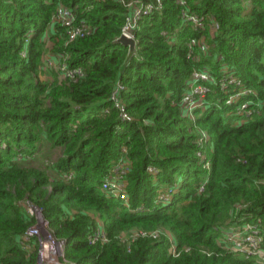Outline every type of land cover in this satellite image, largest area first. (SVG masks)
Returning a JSON list of instances; mask_svg holds the SVG:
<instances>
[{"label":"trees","instance_id":"16d2710c","mask_svg":"<svg viewBox=\"0 0 264 264\" xmlns=\"http://www.w3.org/2000/svg\"><path fill=\"white\" fill-rule=\"evenodd\" d=\"M160 1V10L139 19L137 55L123 64L127 46L115 39L126 9L117 1L0 0L1 264L36 259L19 243L34 221L25 199L41 208L75 264H257L222 250L217 240L220 228L235 222L237 205L238 217L264 225V0H187L205 19L201 30L180 17L177 0ZM59 5L73 9L91 32L66 43L55 17ZM213 21L219 26L211 33ZM192 37L208 49L196 47L187 57ZM47 39L58 51L48 49ZM49 50L83 75L54 74L45 66ZM45 68L52 78H42ZM193 68L208 69L215 82L191 121L177 102ZM229 73L255 93L226 104L236 88H220ZM117 82L130 120L111 100ZM244 101H252L247 117L236 114ZM199 129L208 133V169L197 156ZM120 160L128 163V206L101 188ZM165 192L171 197L158 201ZM98 222L109 240L91 244ZM132 228L168 231L180 254L170 253L164 234L121 241L120 233Z\"/></svg>","mask_w":264,"mask_h":264},{"label":"built area","instance_id":"2783aa9c","mask_svg":"<svg viewBox=\"0 0 264 264\" xmlns=\"http://www.w3.org/2000/svg\"><path fill=\"white\" fill-rule=\"evenodd\" d=\"M120 3L126 9V15L124 23L121 26L120 34H124L129 38L135 39V31L138 28V21L144 14H150L153 11L160 10L162 5L160 0L155 2H144L143 0H115ZM177 4L180 6V17L189 22L194 29L201 30L205 27V19L202 15H199L191 11L188 7L187 0H177ZM55 17L58 22L64 27L66 34V43L71 42L79 37H84L91 32V27L85 21H79L76 12L65 6L59 5L56 8ZM219 24L213 21L208 25L211 33L216 32ZM198 47L201 52H206L208 45L204 39L201 38H189L187 41V57H190L194 49ZM58 59L62 60L60 65L55 66L54 62L47 58L45 60V66L55 68L60 72L62 79L75 80L83 75V69L80 67L69 68L66 64L67 56L64 54L58 55ZM215 82L212 73L208 69L193 68L188 86V89L180 96L177 106L180 112V116L194 121L196 118V110L203 109L205 104V96L208 92V84ZM228 84L235 85L231 92L227 93L225 98L226 104L236 103L237 100L245 95L254 94V90L251 88L243 87L238 79L229 74H226L225 78L220 83L221 90H227ZM123 86L120 83H116L113 89L111 100L114 101V105L119 108L120 117L125 120H130L131 117L125 112L123 103L118 99L117 94ZM252 101H244L238 104L236 108V114L238 116L247 117L251 114L250 104ZM208 139V133L206 130L199 129L197 137V145L199 150L197 156L202 162L204 168H209L210 162L207 158L206 141ZM125 151V149H123ZM128 163L125 161H119L116 166L108 172L105 176L101 188L107 192L108 195L122 200L128 206V195L125 189L124 174L127 170ZM148 171L155 173L156 170L153 167H149ZM64 179L68 180L72 177L71 174H65ZM259 183H264V180H259ZM202 189V188H201ZM174 191V190H173ZM171 197L170 192H165L159 195L158 201H163ZM23 207L26 213L33 218V224L30 225L25 232L19 238V243L27 251H35L36 259L32 264H75L66 258L63 246L64 240L59 238L60 241L53 239L54 235L50 229L47 221L42 215L41 208L33 204L29 200H23ZM236 211L241 206H236ZM235 211V222L222 226L220 228V237L217 240L218 245L222 250L232 253L241 258L253 259L257 264H264V249L262 247L264 240V225L260 220H248L244 221L245 217H238ZM43 217V218H42ZM44 219V220H43ZM44 232L48 235H45ZM161 234H164L170 241V253L173 256H178L181 252L168 231H163L160 228L152 230L136 229L131 233L129 241L132 242L136 238H158ZM55 236V235H54ZM56 237V236H55ZM58 238V237H57ZM108 235L100 222L88 235V241L91 244H104L108 242ZM1 264V262H0Z\"/></svg>","mask_w":264,"mask_h":264},{"label":"rangeland","instance_id":"374dc122","mask_svg":"<svg viewBox=\"0 0 264 264\" xmlns=\"http://www.w3.org/2000/svg\"><path fill=\"white\" fill-rule=\"evenodd\" d=\"M58 46H59V44H56V43L54 42L52 48H51V47H48V49L51 48V50H54V51L56 52V51H58ZM54 51H52V52L56 55V53H55ZM52 52H51L50 50L47 51V55H53ZM57 59H58V58H57ZM61 63H62V60L58 59V62L55 64V66L60 65ZM51 69H54V70H53V73H54V74L58 73V70H56L55 68H51ZM53 73H51L50 71L47 72V69L45 68V72H41L40 74L42 75V78H43V79H50V78H52V75H54ZM240 206H242V205H240ZM38 207H39V206H38ZM42 218H43V217H42ZM44 219H45V218H44ZM44 219H43V220H44ZM32 224H33V223H32ZM32 224H31V225H32ZM134 230H136V229H135V228H132V229H130V230H127V231H123V232H121V233H120V238L122 239L121 241L131 243V242L129 241V237H130L131 233H133ZM44 234H45V235H48V234H46L45 232H44ZM51 237H52L53 239L57 240V241H60L59 238L55 237L54 235H52Z\"/></svg>","mask_w":264,"mask_h":264},{"label":"water","instance_id":"95a60500","mask_svg":"<svg viewBox=\"0 0 264 264\" xmlns=\"http://www.w3.org/2000/svg\"><path fill=\"white\" fill-rule=\"evenodd\" d=\"M115 42H119L125 46H127V55L124 60L125 64L132 56L137 55V47H136V41L133 38H129L125 36L124 34H120L116 39Z\"/></svg>","mask_w":264,"mask_h":264},{"label":"crops","instance_id":"0c3cea01","mask_svg":"<svg viewBox=\"0 0 264 264\" xmlns=\"http://www.w3.org/2000/svg\"><path fill=\"white\" fill-rule=\"evenodd\" d=\"M53 26H51L50 27V31L51 32H53ZM46 43H47V45H48V47H52L53 46V44H52V41L50 40V39H47L46 40ZM49 49H51V48H49ZM52 52V51H51ZM52 54H53V52H52ZM57 57V56H56ZM55 57V55H47V52H46V56H45V59H47V58H51V60L54 62V64H56L57 62H58V59ZM57 70V69H56ZM60 74V73H59ZM58 74V75H59ZM61 78V77H60Z\"/></svg>","mask_w":264,"mask_h":264}]
</instances>
